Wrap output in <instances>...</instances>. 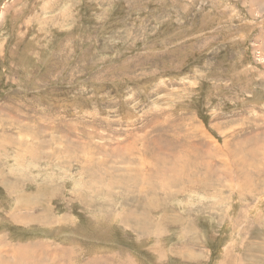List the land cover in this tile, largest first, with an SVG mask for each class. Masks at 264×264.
<instances>
[{
  "label": "rangeland",
  "instance_id": "rangeland-1",
  "mask_svg": "<svg viewBox=\"0 0 264 264\" xmlns=\"http://www.w3.org/2000/svg\"><path fill=\"white\" fill-rule=\"evenodd\" d=\"M10 262L264 264V0H0Z\"/></svg>",
  "mask_w": 264,
  "mask_h": 264
},
{
  "label": "bare ground",
  "instance_id": "bare-ground-1",
  "mask_svg": "<svg viewBox=\"0 0 264 264\" xmlns=\"http://www.w3.org/2000/svg\"><path fill=\"white\" fill-rule=\"evenodd\" d=\"M179 141V140H178ZM187 164V163H186ZM174 169V168H173ZM175 171V170H174ZM79 230V229H78ZM69 233V232H68ZM34 262H37V261H34ZM6 264H11V262L10 263H6ZM29 264V263H28ZM32 264V263H31Z\"/></svg>",
  "mask_w": 264,
  "mask_h": 264
},
{
  "label": "crops",
  "instance_id": "crops-1",
  "mask_svg": "<svg viewBox=\"0 0 264 264\" xmlns=\"http://www.w3.org/2000/svg\"><path fill=\"white\" fill-rule=\"evenodd\" d=\"M224 259H225V258H222V259H220V261H221V262H223V261H224Z\"/></svg>",
  "mask_w": 264,
  "mask_h": 264
}]
</instances>
